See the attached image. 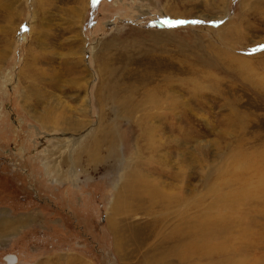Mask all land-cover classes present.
<instances>
[{
  "label": "rangeland",
  "instance_id": "obj_1",
  "mask_svg": "<svg viewBox=\"0 0 264 264\" xmlns=\"http://www.w3.org/2000/svg\"><path fill=\"white\" fill-rule=\"evenodd\" d=\"M243 261L264 0H0V264Z\"/></svg>",
  "mask_w": 264,
  "mask_h": 264
},
{
  "label": "snow or ice",
  "instance_id": "obj_2",
  "mask_svg": "<svg viewBox=\"0 0 264 264\" xmlns=\"http://www.w3.org/2000/svg\"><path fill=\"white\" fill-rule=\"evenodd\" d=\"M92 2L95 4V3H97V0H92ZM184 23H185V21H177V22H175V24H184ZM192 23H198V21H192Z\"/></svg>",
  "mask_w": 264,
  "mask_h": 264
},
{
  "label": "bare ground",
  "instance_id": "obj_3",
  "mask_svg": "<svg viewBox=\"0 0 264 264\" xmlns=\"http://www.w3.org/2000/svg\"><path fill=\"white\" fill-rule=\"evenodd\" d=\"M154 196H155V195H154ZM257 212H258V211H257ZM243 232H244V231H243ZM245 236H246V235H245ZM253 236H254V235H253ZM201 238H202V237H201ZM240 238H241V237H240ZM255 239H256V238L254 237V240H255ZM243 241H244V240H243ZM253 244H254V243H253ZM255 244H257V243H255ZM246 245H247V244H246ZM252 247H253V246L251 245L250 248H252ZM254 247H255V246H254ZM253 251H254V250H253ZM225 258H226V257H225ZM240 262L242 263V261H240ZM241 263H240V264H241ZM243 263L246 264L247 262H246V261H243ZM255 264H264V263H263V262H262V263L257 262V263H255Z\"/></svg>",
  "mask_w": 264,
  "mask_h": 264
}]
</instances>
